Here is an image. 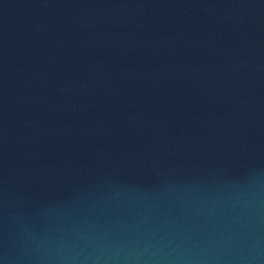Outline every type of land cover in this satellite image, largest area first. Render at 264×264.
Wrapping results in <instances>:
<instances>
[{
	"label": "water",
	"instance_id": "1",
	"mask_svg": "<svg viewBox=\"0 0 264 264\" xmlns=\"http://www.w3.org/2000/svg\"><path fill=\"white\" fill-rule=\"evenodd\" d=\"M0 264H264V0H0Z\"/></svg>",
	"mask_w": 264,
	"mask_h": 264
}]
</instances>
